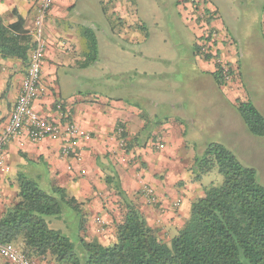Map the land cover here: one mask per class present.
Here are the masks:
<instances>
[{"label":"crops","instance_id":"0c3cea01","mask_svg":"<svg viewBox=\"0 0 264 264\" xmlns=\"http://www.w3.org/2000/svg\"><path fill=\"white\" fill-rule=\"evenodd\" d=\"M108 1L118 16L117 22L119 21V29L115 30L112 29L111 21H107V31L111 35L107 38L112 43L104 46V56L111 57L107 59L111 68L119 64L117 59L129 50L126 44L122 46L110 37L117 33L120 40L127 42L130 32L128 28L138 24L140 16L137 4L134 6L129 0ZM38 2L39 0H0V23L3 26L12 25L19 16L32 46ZM95 4L86 0L53 1L43 23L42 35L46 50L41 67L39 93L33 102V108L42 120L59 125L74 122L86 132L87 137L75 149L81 157L77 160L72 156L62 155L63 138H45L32 142L28 131H25L21 137L7 140L2 154L4 170L0 174V217L17 202L19 182L25 178L35 182L43 190H50L52 187L65 189L68 197L79 204L78 210L74 209L77 213L79 237L87 242L96 239L105 246L114 242L113 223L122 218L124 200L134 203L148 225L157 230L162 238H172L188 219L191 203L202 195V187L206 186L201 184V179L193 180L191 176L185 181V174H190L192 161L182 154L185 152L183 146L186 145L183 138L201 134L204 137L218 136L221 124L227 122L228 116L235 109L231 98H239L243 94L237 89L238 86L227 92L217 86L213 78L214 61L197 56L198 24L187 19L189 16L183 11L182 5L178 6L175 2L178 14L195 36L186 63L192 65L195 62L193 66L198 67L208 79L206 82L200 80L203 86L196 84L195 97L190 100L184 97L177 102L170 100L166 105L159 102L156 107H153L152 99L145 98L142 103L146 108L145 112L126 102L121 95H97V91H91L90 87L96 88L99 81L95 76L99 45L97 59L93 61L85 36L86 30L92 31L97 41L95 31L86 25L91 18L89 10L96 7ZM213 8L217 10L215 6ZM260 11L263 16L261 21L264 39V2ZM211 26L219 35L224 29L232 38L234 54L228 53L229 48L221 43V37L217 48L219 55L232 63L233 73L237 76L236 82L241 87L240 64L232 62L234 56L240 62L237 41L220 19L211 21ZM135 29V33H138L137 25ZM30 56L31 51L25 60L0 58V137L8 126ZM171 62L173 66L177 63ZM168 63L170 62L166 64L172 66ZM204 86L207 87L206 92ZM160 106H167L163 118L159 113ZM207 110L210 113L205 117L197 115ZM143 113H147L146 120L142 117ZM141 135L145 137L143 145L134 144ZM159 137H162L163 144L157 147ZM122 140L125 146H131L130 149H122ZM207 144L204 143L200 152L204 151ZM125 151L129 154H125ZM134 155L140 158L141 165L126 164V159ZM106 178L109 179L108 182ZM144 186L154 189L158 200L156 205H150L141 194L140 189ZM97 218H102L107 224L101 233L95 231ZM59 220H65L63 215ZM66 225V222L60 224L69 233L70 229ZM0 264L10 263L0 257Z\"/></svg>","mask_w":264,"mask_h":264},{"label":"trees","instance_id":"16d2710c","mask_svg":"<svg viewBox=\"0 0 264 264\" xmlns=\"http://www.w3.org/2000/svg\"><path fill=\"white\" fill-rule=\"evenodd\" d=\"M22 24L19 16L12 25L0 23V58H27L32 43ZM85 36L96 61V37L89 30ZM213 78L221 87L217 74ZM233 106L249 134L264 138V116L255 105L239 101ZM134 143L140 144L139 138ZM193 167L201 175L216 169L223 181L202 187L188 219L172 238H160L137 206L124 200L122 218L113 223L112 244L81 237L72 242L49 228L47 219H60L66 206L78 210L79 204L63 188L43 190L22 178L17 202L0 217V243L13 244L31 260L52 258L53 264H264V186L255 169L217 142L205 146Z\"/></svg>","mask_w":264,"mask_h":264},{"label":"rangeland","instance_id":"374dc122","mask_svg":"<svg viewBox=\"0 0 264 264\" xmlns=\"http://www.w3.org/2000/svg\"><path fill=\"white\" fill-rule=\"evenodd\" d=\"M86 1L96 3V7L89 10L91 18H89V22L86 25L87 27H92L95 31L97 45H99L98 50L100 51L95 67V76L99 81L96 83V88L95 86L90 87L91 91L94 89L97 91V95L104 96L105 93L109 94V96L121 95V97L126 99V102L146 112V108L142 106L145 98L152 99L153 107H156L159 102L166 105L167 101L177 102L184 97L190 100L196 95V84H201L200 80L208 81L202 75L200 69L193 66L195 62L192 61V65L186 63L188 61V52H191L190 49H192L195 36L192 29L184 24L182 17L177 12L175 2L179 6L182 5L181 0H129L134 3V6L136 4L138 6V14L140 16V21L136 24L138 33H135L136 25L134 24L128 28L130 32H128L127 42L120 40L117 33L110 37L122 46L126 44L127 50H129L125 55L122 53V56L117 59L119 64H115L116 66L111 68L108 66L109 62H107V59L109 60L111 57L105 58L104 56V46L112 43L107 38V36H111L107 31V21H111L112 29H119L118 16L113 12L111 3L108 0ZM202 2L212 10V15H216L215 20L220 19L222 23L224 22L230 34L236 39L239 50L240 62L235 56L232 62L240 64L241 87L236 82V76L234 77L235 83H233L231 88H219L227 92L238 86L237 89L243 95L239 98H231L233 105L239 101H251L259 112L264 115V39L261 21L263 16L260 15V6L263 5L264 0H203ZM128 21L131 22L130 20ZM199 23L200 21L196 24ZM104 33H106V36ZM221 33L219 36L222 39L221 43L224 47L229 48L230 52L228 53L234 54L235 46L231 36L224 29L221 30ZM218 42L220 41L217 40L214 44L217 45ZM116 52L119 51L116 50ZM217 52L219 53L218 48ZM111 53L113 54V52ZM199 58L207 59V56ZM171 61L177 62L176 65L173 66ZM225 61L231 67L232 63L230 60L225 59ZM167 62H170L168 64L172 66L167 65ZM209 86L212 87L211 84ZM204 88V92H206L207 87L204 86ZM224 97L227 99V95L224 94ZM160 107L159 113L163 118L165 116L163 112L167 106ZM228 108L230 107L228 106ZM209 113L210 110H207L203 114L197 115L205 117ZM228 118V123L221 124V131H217L218 134H216L218 136L204 137L201 134L183 138L186 145L183 146L185 152L182 154H185V158L190 160V162L192 161L189 169L190 174H185V181L191 176L192 179H201V184H206V186L222 184L223 179L216 169L208 174L201 175L193 167L194 158L202 154L200 151L204 143L219 141L233 152L243 165L255 169L258 182L264 186V138L254 137L249 134L235 109H233ZM143 134L146 133L144 132ZM144 140V136H139L141 145H143ZM121 144L123 150L126 147L129 149L131 147L129 144L125 146L124 140L121 141ZM156 144L157 147L163 144L162 137H159ZM128 151L124 153L129 154ZM126 164L141 165L142 163L140 158L134 155L126 159ZM187 165L189 166V164ZM115 192L116 190L113 191V193ZM76 214L74 209H69L66 206L63 213L65 220L60 221L59 219L50 218L47 219V225L51 229L61 230L72 242H77L79 239V228ZM64 222L68 224L66 226L70 229L69 233L60 226ZM96 229L97 224L95 231ZM83 234L84 232L81 235ZM160 238H162L161 235ZM46 261L48 264L53 262L52 258L42 261L33 260L35 264H42Z\"/></svg>","mask_w":264,"mask_h":264},{"label":"built area","instance_id":"2783aa9c","mask_svg":"<svg viewBox=\"0 0 264 264\" xmlns=\"http://www.w3.org/2000/svg\"><path fill=\"white\" fill-rule=\"evenodd\" d=\"M53 1L39 0L35 8L33 24L35 26L33 32L34 42L31 49L30 61L21 82L19 96L10 113L8 126L0 137V174L4 170L2 154L6 141L21 137L25 131H28L32 142H38L45 138L53 140L63 138L62 155L64 157L72 156L77 160L81 157V154L75 152V149L87 137L86 132L74 122H67L63 125L46 122L39 117L33 108L34 98L39 93L41 67L46 50L45 40L42 35L43 23L49 14ZM202 1L181 0L183 11L189 16L188 18L196 23L200 21L198 24L199 36L196 42L197 56L211 58L214 61V73L219 78L221 88H231L233 83H235L234 74H232L233 69L217 52L218 44H214L217 40L219 41L220 36L211 26V21L216 19V15H212V10ZM141 194L147 198L150 205L158 203L156 193L151 187L144 186L141 189ZM95 222L97 224V233H101L106 222L102 218H97ZM0 257L10 264H35L33 260L27 258L13 244L0 243Z\"/></svg>","mask_w":264,"mask_h":264}]
</instances>
